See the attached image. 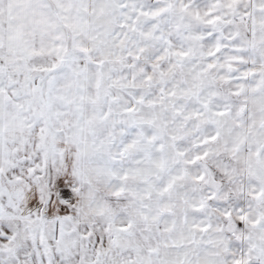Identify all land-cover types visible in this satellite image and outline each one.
Listing matches in <instances>:
<instances>
[{
  "label": "snow or ice",
  "instance_id": "snow-or-ice-1",
  "mask_svg": "<svg viewBox=\"0 0 264 264\" xmlns=\"http://www.w3.org/2000/svg\"><path fill=\"white\" fill-rule=\"evenodd\" d=\"M0 264H264V0H0Z\"/></svg>",
  "mask_w": 264,
  "mask_h": 264
}]
</instances>
